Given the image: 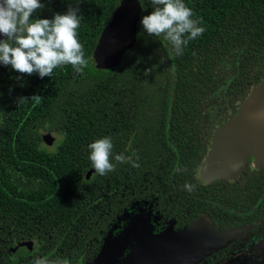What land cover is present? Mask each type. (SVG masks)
<instances>
[{
  "label": "trees",
  "instance_id": "1",
  "mask_svg": "<svg viewBox=\"0 0 264 264\" xmlns=\"http://www.w3.org/2000/svg\"><path fill=\"white\" fill-rule=\"evenodd\" d=\"M117 2L79 3L78 39L88 61L82 72L69 65L51 78L34 73L14 81L16 72L0 64V234L47 237L52 225L56 261L69 255L74 262L84 235L96 236L116 210L147 198L162 204L164 184H174L166 208L174 204L175 211L177 184L191 183L189 169L200 157L198 121L220 114L264 77V0H184L205 31L181 56L163 36L144 32L139 20L152 5L138 0L133 45L115 66L94 68V43ZM59 11L39 10L34 18ZM34 94L41 103L21 99ZM42 131L57 135L53 148L42 145ZM105 136L115 167L100 176L87 146ZM117 155L125 161L117 162ZM195 207L206 211L203 203L189 208Z\"/></svg>",
  "mask_w": 264,
  "mask_h": 264
},
{
  "label": "flooded vegetation",
  "instance_id": "2",
  "mask_svg": "<svg viewBox=\"0 0 264 264\" xmlns=\"http://www.w3.org/2000/svg\"><path fill=\"white\" fill-rule=\"evenodd\" d=\"M41 3L44 4L41 10L46 11L47 8L55 7L59 8L60 13H64L71 5V0H41ZM3 38L0 35V39ZM27 76L16 72L14 81L22 80ZM247 88L237 95L231 105L224 104L220 114L215 113L208 119L198 121L199 146L202 148L200 157L193 168L189 169L191 183L177 184V190L181 195L177 196L175 201L179 205L175 211L173 210L176 206L174 204L166 208L170 200L169 195L174 194L171 191L174 187L170 188L174 184H164L163 196L166 199L162 204H157L154 198H147L140 202H131L127 209L123 208L121 212L116 210L113 217L102 224V228L96 230V236L84 235L81 240L82 247L74 262H70L69 255L58 261H65L66 264H124L122 261L135 243V233H140V228L159 233L179 231L197 225L206 231H211L208 237L221 235L226 237L217 245V248L208 251L190 264H264V163L253 167L252 159L249 157L234 175L214 177L208 181L200 177L199 180L196 178L201 160L207 153L213 134L216 129L230 121L228 117L236 112L238 103L242 101ZM7 90L15 89L8 88ZM228 112L231 114L228 115ZM44 133L53 134L51 135L53 144L52 141L50 144H45L41 139L42 145L47 149L53 148L57 135L53 131H42L40 138ZM181 170L186 171L187 169L182 168ZM186 186H191L192 190L189 191ZM194 202L203 203L206 211L197 210L196 207L189 208ZM171 210L173 214H169ZM103 218L102 215L98 216L100 220ZM52 228L51 225L47 237L37 234L32 238L8 240L5 234H0V264H33L36 258L58 262L55 258L56 241ZM109 244L111 248L117 245L119 250L123 245L122 253L114 260L110 259L111 261H108L106 255L101 259L99 257L100 260L98 259L95 263L100 250L102 254L106 251L107 256L110 251L114 252V248L107 249ZM59 250L61 252V249ZM84 254L91 255L84 257ZM23 255L24 257H21Z\"/></svg>",
  "mask_w": 264,
  "mask_h": 264
},
{
  "label": "clouds",
  "instance_id": "3",
  "mask_svg": "<svg viewBox=\"0 0 264 264\" xmlns=\"http://www.w3.org/2000/svg\"><path fill=\"white\" fill-rule=\"evenodd\" d=\"M69 6L64 13H54L51 18H34L44 8L41 0H0V64L10 66L21 75L37 74L40 78L52 77L55 69L71 66L76 72L87 67L83 45L78 39L82 16L79 3ZM152 10L142 15L139 24L148 36L163 38L171 45L174 56H181L188 43L201 36L205 29L193 18V10L184 0H149ZM36 104L43 97L29 98ZM92 169L100 176L114 170L112 163L113 143L107 136L88 144ZM117 162L125 157L117 155ZM133 166L138 167V164ZM189 191L191 186H186ZM33 264H66L36 258Z\"/></svg>",
  "mask_w": 264,
  "mask_h": 264
},
{
  "label": "water",
  "instance_id": "4",
  "mask_svg": "<svg viewBox=\"0 0 264 264\" xmlns=\"http://www.w3.org/2000/svg\"><path fill=\"white\" fill-rule=\"evenodd\" d=\"M140 11L138 0H118L94 43L90 56L94 68L108 69L115 66L121 55L133 45ZM242 100L236 112L228 117L230 121L216 129L207 153L201 160L199 177L205 181L234 175L243 160H246L244 157L247 152L256 154V164L264 163V77L246 89ZM41 139L45 144H50L53 137L50 133H44ZM90 172L91 169L86 175ZM162 232L171 235L170 231Z\"/></svg>",
  "mask_w": 264,
  "mask_h": 264
},
{
  "label": "rangeland",
  "instance_id": "5",
  "mask_svg": "<svg viewBox=\"0 0 264 264\" xmlns=\"http://www.w3.org/2000/svg\"><path fill=\"white\" fill-rule=\"evenodd\" d=\"M257 92L258 91H256V93ZM51 135L53 134L51 133ZM248 153L250 152H247L245 154L244 159H247L249 157H251V159L253 158V167L263 164L255 163L256 154L253 155L250 153L251 155H248V157L246 158ZM196 178L199 180V171L196 173ZM184 230L182 229V232L181 230L171 231V235L167 236L166 233H163L162 231L159 233H152L147 228H140V233H135V243L131 246L130 250L127 251L122 263L190 264L202 255L208 253V251L210 252L212 249L217 248V245H219V243H221V241L226 237L225 235H221L219 237H208V234L211 233V231H206L203 228L197 227V225L190 226L189 228H186ZM141 235L146 236L143 237ZM108 248H111L110 244L107 249ZM112 248H114L113 253H111L110 251ZM112 248L109 249L110 252L108 251V256L106 254L107 252L104 251V253L100 256V259L102 256L106 255V257H108V261L114 260V258L116 256H119L123 251V245H121L120 250L117 248V245L113 246Z\"/></svg>",
  "mask_w": 264,
  "mask_h": 264
}]
</instances>
